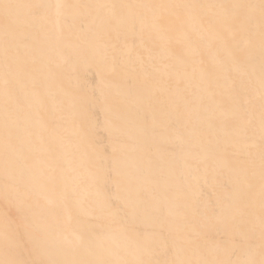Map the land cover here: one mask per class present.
Masks as SVG:
<instances>
[{"label":"bare ground","instance_id":"obj_1","mask_svg":"<svg viewBox=\"0 0 264 264\" xmlns=\"http://www.w3.org/2000/svg\"><path fill=\"white\" fill-rule=\"evenodd\" d=\"M0 264H264V0H0Z\"/></svg>","mask_w":264,"mask_h":264}]
</instances>
